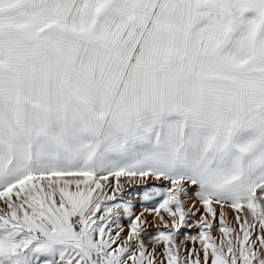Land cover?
I'll return each instance as SVG.
<instances>
[{
    "label": "snow or ice",
    "instance_id": "snow-or-ice-1",
    "mask_svg": "<svg viewBox=\"0 0 264 264\" xmlns=\"http://www.w3.org/2000/svg\"><path fill=\"white\" fill-rule=\"evenodd\" d=\"M0 264H264V0H0Z\"/></svg>",
    "mask_w": 264,
    "mask_h": 264
}]
</instances>
